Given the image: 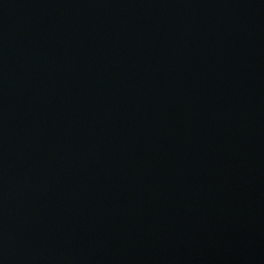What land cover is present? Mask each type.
<instances>
[{"label":"water","instance_id":"1","mask_svg":"<svg viewBox=\"0 0 264 264\" xmlns=\"http://www.w3.org/2000/svg\"><path fill=\"white\" fill-rule=\"evenodd\" d=\"M0 264H264V0H0Z\"/></svg>","mask_w":264,"mask_h":264}]
</instances>
